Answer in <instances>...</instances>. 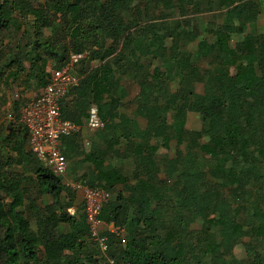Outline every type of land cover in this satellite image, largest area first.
Masks as SVG:
<instances>
[{"label": "trees", "instance_id": "16d2710c", "mask_svg": "<svg viewBox=\"0 0 264 264\" xmlns=\"http://www.w3.org/2000/svg\"><path fill=\"white\" fill-rule=\"evenodd\" d=\"M148 1L0 0V87L43 86L48 64L81 55L61 115L81 125L95 107L104 126L97 138L62 135L60 150L92 163L81 174L109 193L99 213L105 224L125 209L121 228L103 227L102 254L82 204L68 211L76 194L27 149L16 91L11 129L0 127V264H264V0ZM188 6L212 12L214 23L195 26ZM170 11L182 17L174 23L183 34L156 21ZM118 44L129 55L122 65ZM122 74L138 86L131 114L118 108L128 94ZM173 74L177 88L165 95ZM199 81L206 109L194 99ZM188 112L198 114V128L184 125ZM171 141L173 155H160Z\"/></svg>", "mask_w": 264, "mask_h": 264}, {"label": "built area", "instance_id": "2783aa9c", "mask_svg": "<svg viewBox=\"0 0 264 264\" xmlns=\"http://www.w3.org/2000/svg\"><path fill=\"white\" fill-rule=\"evenodd\" d=\"M80 56L72 54L70 58L77 59ZM79 79L78 75L69 73L67 65L51 68L46 84L30 94L19 107V121L28 133L27 149L58 175L66 174L67 170V160L60 150V138L79 131L81 127L62 117L59 101L71 87L78 85ZM8 119L14 120L11 114H8ZM84 121L90 130L104 126V121L98 116L95 107L89 110ZM68 187L74 193L80 194L90 236L103 254L106 249L105 231L102 230L105 223L99 218V213L103 203L107 201V192L97 184L89 186L81 181H71ZM116 229H113V225L109 227V230Z\"/></svg>", "mask_w": 264, "mask_h": 264}, {"label": "rangeland", "instance_id": "374dc122", "mask_svg": "<svg viewBox=\"0 0 264 264\" xmlns=\"http://www.w3.org/2000/svg\"><path fill=\"white\" fill-rule=\"evenodd\" d=\"M35 1H38V0H35ZM39 1H42V0H39ZM148 2H149L148 0H137V3L141 7H146L147 6L146 4ZM168 13L169 14L163 18H160V16H158L156 18V21H160V22L168 25L170 27V31L173 34H183L185 31L184 26L178 27L174 23V21H181L182 17L179 16L176 12L174 13V12L170 11ZM211 13L212 12H209L206 9H202L201 11L194 12V11H192L191 7L188 6L186 8V12H185L184 16L190 17L192 19V22L195 23L194 24L195 26H197V25L203 26L205 24L214 23L216 18H212ZM154 15H156V13L153 14V16ZM258 25L260 27L259 30L262 31L264 28V15H262V14L260 15ZM46 33H49V32L46 30ZM234 40H235V38H234ZM119 45L120 44H118V48L116 50V55L119 58V62H120L119 65H122V64H124L125 60L129 57V55L125 51H122L120 49ZM182 46H183L182 48H184V49L191 50V49H194L195 45H194V43H190L188 41H185V43H183ZM150 61H151L150 63H152L151 67L159 66L161 69H164V66L161 65L160 61H158V60L155 61V59H150ZM96 63L97 62H93L92 64L95 65ZM78 64H79L78 58L77 59L70 58L66 62V64H64V65H67L69 73L75 75V74H77ZM51 68H57V64L55 62L48 64V66H47L48 72L50 71ZM118 73L119 72H118V68L116 65L114 68V71L111 74V77L114 78L116 75H118ZM176 77H177V79H179L178 74L177 75L176 74L171 75V80H168L167 83L165 84V89H166L165 95L172 93L173 90H175L177 88ZM198 80H200V79H198ZM12 83H13L12 88H8L9 86L5 87V85L0 87V93L1 92L4 93V99H5V103L1 104L2 103V96H0V104L2 105L0 107V127L3 124L8 122V114L12 112L11 111V103L13 101V91L18 92V99L17 100H19V101H22V100L24 101L30 95V94L25 95V93H26L25 90H23V92H21L20 89L18 88L20 86L18 85V83L16 81L12 82ZM200 83H201V81H199V83L196 85L197 94H195L194 99L201 102V106H202L201 109H206L208 107V98H206V97L200 98L199 97V96L204 95V94L200 93V92H202V84H200ZM121 84H122V86H125L127 88L128 94L124 98H120L118 108H119L120 112H124L126 114H128V113L131 114V113H133V110L136 106V97L138 94V86H137V84L134 83V81H132L130 78H128L127 74L121 75ZM66 96L69 99L68 95H65L64 97H66ZM139 120L141 121L140 118H139ZM168 122L171 123L172 126L176 129H181L183 127V122L181 120L172 118L171 115H168ZM86 124L87 123L84 121V126L82 128L83 134H84L83 136L86 138H89V136L92 135L94 138L95 135L92 132H95V131L90 130V128ZM184 125L190 129L198 128L200 125V119H199L198 114L195 112H188L187 120L184 123ZM95 138H97V137H95ZM86 142L88 143V139H86ZM174 150H175V144L173 141H171L168 148H163L162 146L159 148V154L160 155H164V154L173 155ZM82 156H83V153L79 152V153H75V155L72 156L71 158H67V161H68V168L67 169H68V171L66 170V174L62 175L63 181L67 186L71 181H73V182L74 181H76V182L81 181L84 184L87 183V182H85L86 177L84 176V174H81V173L84 170L88 171V167L90 168V164H88V162L83 161ZM126 161H127L126 162V168L127 167L131 168L132 167L131 161L128 159H126ZM71 165H74V168H71L72 173H71V175H69V173L71 171V169L69 167ZM149 170H150V167L147 166V171H149ZM75 194H76V198H75L74 204L73 203L68 204V211L70 213H74L76 208H77V205L82 204V199H81L80 194L79 193H75ZM108 197H109V195H108ZM75 204H76V206H75ZM0 208H1V204H0ZM124 217H125V209H122V210H119L116 212L115 220L111 224V225H113V229L121 228L120 226L124 222ZM102 230L105 231V228H102ZM234 254L239 258L245 257V252L243 251L242 246L235 247L234 248ZM212 264H226V261L224 258L217 257V258H213Z\"/></svg>", "mask_w": 264, "mask_h": 264}, {"label": "crops", "instance_id": "0c3cea01", "mask_svg": "<svg viewBox=\"0 0 264 264\" xmlns=\"http://www.w3.org/2000/svg\"><path fill=\"white\" fill-rule=\"evenodd\" d=\"M42 86H38V87H26L24 90H25V95H27V94H33V93H35L36 91H38L40 88H41ZM14 92H16V91H14ZM13 92V93H14ZM7 125H8V122H7ZM6 125V126H7ZM83 126H84V122L81 124V127H80V129H79V131H83L82 130V128H83ZM11 129V128H10ZM85 162H88V164H90V168L88 167V171H91L92 170V163L91 162H89V161H85ZM82 171V170H81ZM113 222V221H112ZM112 222L111 223H106V224H104V226L103 227H106V229L107 230H109L108 228H109V226L112 224Z\"/></svg>", "mask_w": 264, "mask_h": 264}, {"label": "water", "instance_id": "95a60500", "mask_svg": "<svg viewBox=\"0 0 264 264\" xmlns=\"http://www.w3.org/2000/svg\"><path fill=\"white\" fill-rule=\"evenodd\" d=\"M10 128H11V126H10V124L8 123V125H7V129L10 130Z\"/></svg>", "mask_w": 264, "mask_h": 264}, {"label": "clouds", "instance_id": "9594fccd", "mask_svg": "<svg viewBox=\"0 0 264 264\" xmlns=\"http://www.w3.org/2000/svg\"><path fill=\"white\" fill-rule=\"evenodd\" d=\"M96 244V243H95Z\"/></svg>", "mask_w": 264, "mask_h": 264}]
</instances>
